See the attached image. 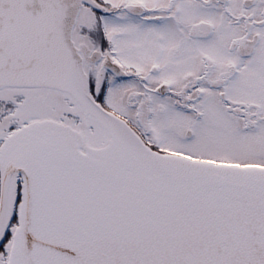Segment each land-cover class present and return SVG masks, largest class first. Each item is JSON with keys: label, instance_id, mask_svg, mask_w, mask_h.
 I'll list each match as a JSON object with an SVG mask.
<instances>
[{"label": "snow or ice", "instance_id": "6c2138e0", "mask_svg": "<svg viewBox=\"0 0 264 264\" xmlns=\"http://www.w3.org/2000/svg\"><path fill=\"white\" fill-rule=\"evenodd\" d=\"M0 264H264V0H0Z\"/></svg>", "mask_w": 264, "mask_h": 264}]
</instances>
